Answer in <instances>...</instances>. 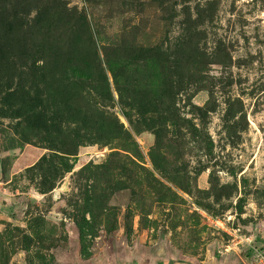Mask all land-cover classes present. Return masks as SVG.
<instances>
[{"label": "rangeland", "instance_id": "rangeland-1", "mask_svg": "<svg viewBox=\"0 0 264 264\" xmlns=\"http://www.w3.org/2000/svg\"><path fill=\"white\" fill-rule=\"evenodd\" d=\"M263 242L264 0H0V264Z\"/></svg>", "mask_w": 264, "mask_h": 264}, {"label": "built area", "instance_id": "built-area-1", "mask_svg": "<svg viewBox=\"0 0 264 264\" xmlns=\"http://www.w3.org/2000/svg\"><path fill=\"white\" fill-rule=\"evenodd\" d=\"M248 264H264V242L262 245L253 248L248 255Z\"/></svg>", "mask_w": 264, "mask_h": 264}, {"label": "trees", "instance_id": "trees-1", "mask_svg": "<svg viewBox=\"0 0 264 264\" xmlns=\"http://www.w3.org/2000/svg\"><path fill=\"white\" fill-rule=\"evenodd\" d=\"M136 262L135 263H137V262H141L142 264H143V262L142 261H138V260H135ZM145 261V260H144ZM170 262H172V260H169L167 263H165V264H169ZM121 264H124V262H120ZM175 264L176 263H179V264H182L183 262H180V261H178V260H175V262H174ZM144 264H150V263H148V262H144ZM157 264H163L162 262H158ZM183 264H185V263H183Z\"/></svg>", "mask_w": 264, "mask_h": 264}, {"label": "water", "instance_id": "water-1", "mask_svg": "<svg viewBox=\"0 0 264 264\" xmlns=\"http://www.w3.org/2000/svg\"><path fill=\"white\" fill-rule=\"evenodd\" d=\"M165 263H167V261H165ZM165 263H164V264H165ZM171 263H173V261H172Z\"/></svg>", "mask_w": 264, "mask_h": 264}]
</instances>
